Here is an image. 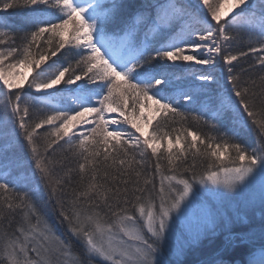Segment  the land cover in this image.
Segmentation results:
<instances>
[{
    "label": "snow or ice",
    "instance_id": "1",
    "mask_svg": "<svg viewBox=\"0 0 264 264\" xmlns=\"http://www.w3.org/2000/svg\"><path fill=\"white\" fill-rule=\"evenodd\" d=\"M237 197L264 250V0H0V264H182Z\"/></svg>",
    "mask_w": 264,
    "mask_h": 264
},
{
    "label": "rangeland",
    "instance_id": "2",
    "mask_svg": "<svg viewBox=\"0 0 264 264\" xmlns=\"http://www.w3.org/2000/svg\"><path fill=\"white\" fill-rule=\"evenodd\" d=\"M242 198L241 197H237L236 200L233 201V207H238L239 208V217L238 218H234L233 222L230 225V229L228 231H223L221 229H218L216 234L214 236H205L203 237L195 246L186 249L184 254L179 258L181 261H183V259L186 258V256H193L194 254H197V252H195V248H197L199 246L198 251L199 252H205L204 255L202 256L204 260H202L201 258H198L199 261L197 262H193L192 264H211V261H215L218 260L219 258H215L218 255L221 254V252H223L225 250V248L227 247V249L229 250L231 249H235V247H233V245L235 243H243L246 244L247 246L250 247L251 249V254L252 255V261H254L253 264H261V261L264 260V250H262L261 248V241L259 240V231L261 228V209L259 208V206L252 208V207H244L243 204L240 203V200ZM251 219V220H250ZM250 221H256L258 224H253V225H247L246 229L243 230H239V231H233L234 227L240 226V225H246L248 224ZM237 233H241V234H237ZM253 234H255V245L251 246L249 245L246 241L245 242H241L239 239L237 240H233L231 242H229V240L227 239V237L229 236H234V237H245V240H247L248 237L253 236ZM218 237L216 240H221V246L218 249H221V252L216 255V256H210L211 252H206L207 249H211L212 245H210L208 248H205L206 250H202V244L205 243H209L211 241L215 242V238ZM260 242V243H258ZM258 243V244H257ZM75 250H79L78 245H76V249ZM191 259H188L186 262L190 263Z\"/></svg>",
    "mask_w": 264,
    "mask_h": 264
},
{
    "label": "trees",
    "instance_id": "3",
    "mask_svg": "<svg viewBox=\"0 0 264 264\" xmlns=\"http://www.w3.org/2000/svg\"><path fill=\"white\" fill-rule=\"evenodd\" d=\"M202 130L207 132V128H202ZM38 206L41 208V210H45V206H44L43 202H39ZM48 220H49V223L53 226V228L55 229V231L58 234H63L65 232L64 226L59 223V221L56 219L55 216L49 214ZM253 224H258V223L256 221H250L246 225H240V226L234 227L233 231L237 232L239 230L246 229L247 225H253ZM217 238L218 237L215 238V242L211 241L207 244L203 243L202 244V248H203L202 250H206L205 248H208L210 245H212V248L207 249L206 252L212 251V253H214L215 251H217L218 248L221 246V240L218 241V240H216ZM258 243H260V242H258ZM233 247H235V249L230 248L229 250H227V252H225V250H224L223 252H221L220 255H218L215 258H219L218 260H224L225 264H249V261H251V264L254 263V261H252V258H251L252 255L249 254L252 252L249 246H247L246 244H243V243H241V244L235 243L233 245ZM74 249H76V245H74ZM195 249H196L195 252H197V254H194L193 256H191V255L186 256V258L183 259L182 264H192L193 262L194 263L197 262L198 258H202V256L204 255L205 252H199L198 251L199 246ZM188 259H191L190 263L186 262ZM215 261H217V260H215ZM213 262L214 261H211V264H213Z\"/></svg>",
    "mask_w": 264,
    "mask_h": 264
}]
</instances>
